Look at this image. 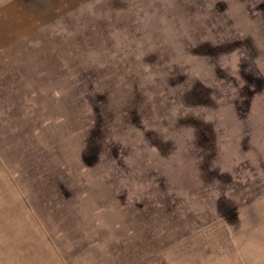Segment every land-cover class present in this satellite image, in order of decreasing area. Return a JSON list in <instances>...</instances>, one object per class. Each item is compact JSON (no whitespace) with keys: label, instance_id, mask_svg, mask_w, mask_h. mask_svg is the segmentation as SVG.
Returning <instances> with one entry per match:
<instances>
[{"label":"rangeland","instance_id":"374dc122","mask_svg":"<svg viewBox=\"0 0 264 264\" xmlns=\"http://www.w3.org/2000/svg\"><path fill=\"white\" fill-rule=\"evenodd\" d=\"M0 264H264V0H0Z\"/></svg>","mask_w":264,"mask_h":264}]
</instances>
